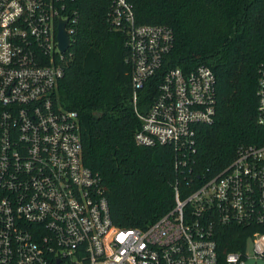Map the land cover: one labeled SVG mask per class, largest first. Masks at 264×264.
Listing matches in <instances>:
<instances>
[{"label":"built area","instance_id":"1","mask_svg":"<svg viewBox=\"0 0 264 264\" xmlns=\"http://www.w3.org/2000/svg\"><path fill=\"white\" fill-rule=\"evenodd\" d=\"M76 1L0 0V264H262L264 142L240 144L216 172L195 167L199 126L217 113L216 74L205 64L165 67L172 28L137 22L128 0H112L108 18L127 33L135 140L171 146L181 179L173 207L146 227L113 221L101 177L85 161L79 112L58 99L71 55L59 47L60 20L72 38ZM159 71L141 110L140 92ZM257 94L264 126V63ZM231 224L258 228L244 248L221 253L220 226Z\"/></svg>","mask_w":264,"mask_h":264},{"label":"trees","instance_id":"2","mask_svg":"<svg viewBox=\"0 0 264 264\" xmlns=\"http://www.w3.org/2000/svg\"><path fill=\"white\" fill-rule=\"evenodd\" d=\"M128 1L137 22L172 28L165 67L190 70L205 64L216 74L217 113L211 123L199 126L195 167L216 172L232 161L240 144L264 142V126L256 122L264 0ZM111 5L112 0L75 2L78 21L58 99L79 112L85 161L101 177L113 221L146 227L173 207L181 175L171 146L135 140L141 120L131 100L130 48L127 33L110 24ZM160 74L141 90V110L152 102ZM256 228L221 225L219 250L244 248Z\"/></svg>","mask_w":264,"mask_h":264},{"label":"water","instance_id":"3","mask_svg":"<svg viewBox=\"0 0 264 264\" xmlns=\"http://www.w3.org/2000/svg\"><path fill=\"white\" fill-rule=\"evenodd\" d=\"M66 24H67V19L60 20L58 40H59V47L62 51H66L67 49H69L72 44V38L66 29Z\"/></svg>","mask_w":264,"mask_h":264},{"label":"rangeland","instance_id":"4","mask_svg":"<svg viewBox=\"0 0 264 264\" xmlns=\"http://www.w3.org/2000/svg\"><path fill=\"white\" fill-rule=\"evenodd\" d=\"M253 246H254L253 240L252 239H248V241H247V251L252 253L253 252ZM251 262H255V260H249L248 261V263H251ZM257 262L264 264V260L263 259L257 260Z\"/></svg>","mask_w":264,"mask_h":264}]
</instances>
